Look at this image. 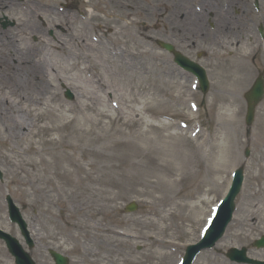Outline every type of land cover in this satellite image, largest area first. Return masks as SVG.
<instances>
[{
    "label": "rangeland",
    "instance_id": "rangeland-1",
    "mask_svg": "<svg viewBox=\"0 0 264 264\" xmlns=\"http://www.w3.org/2000/svg\"><path fill=\"white\" fill-rule=\"evenodd\" d=\"M35 1L41 6L56 11L59 8L58 5L72 11L70 14L74 16H69L70 19L61 24H58V21L61 20L60 12L57 11L59 18H55L50 14L45 16L46 32L51 29L54 36L66 39L68 43L66 46H71L68 39L73 35L77 36L80 29H82V25H85L87 29L85 31L88 32L89 30L91 37L98 36L100 42L108 48L115 47L126 54L134 51L146 54L140 59V62L146 69L154 70V98L160 101L163 100L169 108L167 111L159 113V122L168 123L171 121L174 124H179L188 122L190 117L192 119L198 117L202 133L204 135L212 134L217 127L218 120L211 111V103L213 102L215 106L218 105V102L233 103L235 110L238 112L241 127V137L238 144L235 145V153L239 161L230 167L224 186L217 193L210 196L208 204L200 207L199 211L191 212L194 206L199 207V200H202V198L197 200L195 198L198 196H192V198L189 197V208L181 214L173 211V213L175 212L173 217L164 218L169 208H164L155 201L156 195L152 193V187L157 179L147 178L149 177L147 173L135 180H125L119 177L118 170L108 169L109 182L118 193V197L114 200L112 199L114 194L111 190L107 189L105 194V191L97 184L95 185L85 179L81 180L79 177L83 174L71 177L66 180L67 183L64 182V179L57 180L51 177L49 183L43 177L40 168H32L26 162L32 159L35 162L38 161V158L32 155L33 150L48 147V140L57 138V134L29 136L26 143L18 146L10 141L6 134H3L1 124L4 123L0 122V171L3 175V183H0V230L13 236L26 249L18 228L16 225L11 224L7 217L4 198L6 194H9L14 199L13 201L19 208L23 219H25L31 239L34 241V248L30 255L36 264H53L47 253L48 250L66 256L69 258V264H156L161 254L164 256L161 264H177L187 245L194 244L199 240L201 230L205 227L214 207L219 199L225 195L230 185L232 172L237 168H242L244 179L240 193L235 199L233 219L214 248L211 251L202 252L194 264H215L218 262L234 264L225 258V252L230 248L240 247H245L248 250L249 257L263 259L264 261V249L257 250L252 247L253 241L264 236V228L250 230L247 228L241 229L237 225V220L241 217L239 208L246 178L251 172H255L258 164H260L259 148L261 146L257 145L254 134L257 132V121L264 112L263 98L262 102L257 105L252 125L245 126L246 102L243 95L252 86L253 79L258 74L261 73L264 76V50L239 48L238 52H233L231 48L228 51H222V55L217 57L216 64L207 71L208 77H210V88L206 94H202L198 88L194 87L193 78L188 74H185L182 79L176 76L172 79L167 77L163 68L166 58L161 59V55L154 52V21L139 18L140 12L136 9V6L142 3L141 0H107L113 3L112 8L107 7V10L106 0H70L72 2L68 0H30L33 3ZM82 6H85L84 8L88 11L83 12ZM80 10L82 13L76 14ZM86 12L91 15L89 21H87V18L90 15ZM119 21L125 25L127 23L135 24L134 30L137 34L135 45L129 42L127 38L112 35V28ZM17 38L21 41L22 46L31 45L32 41H30L27 32L18 35ZM60 40L47 39L46 41L50 42V46H46L43 43L44 40L41 41L40 39L38 49H42L41 51H44V53L53 54L57 59L55 68L59 72H63V67L64 65L67 66L68 62L63 57L62 51L59 50L58 43ZM115 42L119 44L116 46ZM6 45L8 46V44ZM74 47H77L76 43H74ZM74 50L76 49L74 48ZM242 55L247 57L246 60L240 62L245 63L244 65L249 69L250 75L245 78L246 81L243 85H239L237 74L231 68L238 64ZM129 82L126 80L124 83L126 91L130 88ZM112 84L114 83L112 82ZM116 86L119 89L122 88L119 84H116ZM53 87L66 106L74 103L75 94L70 88L60 82H55ZM183 89H185L189 101L195 104L196 108L192 109L194 113L191 110L181 111L175 106V101ZM66 91L71 92L72 100L69 101L65 98L63 94ZM107 95V98L110 97L111 99V95L109 93ZM178 112L181 114H178ZM173 130L169 132H178ZM95 131L100 134L98 130L95 129ZM125 133V136H116L115 138L123 140V142L136 144L133 137L128 132ZM5 138L6 140H4ZM29 144H34V149H29ZM87 147L93 152L102 154V158L81 157L80 154H77V164L81 165L85 171L88 172L89 165L87 164L92 162L97 163L94 164L97 167L102 164L118 163V160L113 158V151H107L103 144L94 143ZM26 149L29 150V155H15V153H20ZM246 149L249 150V157L244 156ZM108 154L112 158L104 159L103 156ZM123 163L126 164V161H123ZM202 166L198 168L200 174L195 179H192L183 187L176 186L169 189L166 193V199L176 204L181 203L183 198L188 197V195H195L196 189L199 190L198 183L203 173ZM128 169L130 172L133 171L130 168ZM251 184L256 186L257 183L252 182ZM131 202H135L139 207L134 213L127 214L124 212V207ZM94 207L95 210L91 209ZM97 210H100V212L97 215L98 217L94 218L92 212ZM151 222H157L158 230H161L151 232L144 228V225ZM169 224H172L173 227L168 228ZM95 228L107 229L109 233H97L94 230ZM162 228H164V231H162ZM153 233L158 234L157 239H163L170 245L160 249V251L153 250L148 239H137V237L144 235H154L156 237ZM153 251L157 253L149 258L148 256ZM0 264H14L13 258L8 254L1 241Z\"/></svg>",
    "mask_w": 264,
    "mask_h": 264
},
{
    "label": "bare ground",
    "instance_id": "bare-ground-1",
    "mask_svg": "<svg viewBox=\"0 0 264 264\" xmlns=\"http://www.w3.org/2000/svg\"><path fill=\"white\" fill-rule=\"evenodd\" d=\"M11 3H3L0 0V6L10 7ZM105 5L107 10V7L112 8L113 3L106 0ZM30 12L27 22H31L34 15L32 10ZM44 13L59 18L51 8L45 9ZM61 15L58 24L66 23V20L74 16L67 15L66 12ZM90 19L91 15L87 21ZM37 25L36 31L42 32ZM134 25L116 22L112 35L127 38L135 45L137 34ZM26 27L19 18L11 36L2 39L3 35L0 34V122L4 123L1 124L3 134L18 146L26 143L29 136L57 134V138L48 140V147L33 150L32 155L37 157L38 161L32 159L29 163L26 162L32 168H40L47 182L50 183L52 177L57 180L64 179L67 183L66 180L71 177L83 174L79 177L81 180L97 184L105 194L107 189L111 190L114 200L118 193L109 182L108 169L118 170L119 177L125 180H135L147 173V178L157 179L152 187V193L156 195L155 201L160 206L169 208L164 218H171L175 212L181 214L189 208V197L192 196H198L195 198L197 200L202 198L199 200L201 206H194L191 210L199 211L200 207L208 204L210 196L224 186L230 167L239 161L235 145L241 137V127L233 103L218 102L216 106L211 103V111L218 120L212 134L202 133L197 117L188 118L189 124L185 125L183 130L171 121L159 122V113L169 108L163 100L154 98V70L146 69L140 62L146 54L136 51L126 54L115 47L108 48L99 38L91 37L90 31L88 30L90 34L86 32V26L82 25L79 34L68 39L71 46H66V39H55H61L58 43L59 50L69 63L64 65L63 72H59L55 68L56 57L38 49L40 42L30 47L21 45L17 35L27 30ZM42 40L46 46H50V42L43 36ZM74 43L77 47H74ZM115 44L117 46L119 43ZM246 57L242 55L238 64L231 68L237 74L239 85H243L245 78L250 75L245 63L240 62L246 60ZM126 80L130 81L127 91L124 89ZM55 82H60L72 90L76 98L73 104L66 106L60 100L53 87ZM116 84L122 88L119 89ZM108 93L111 99L107 98ZM175 106L181 111H190L185 89L176 99ZM95 129L100 134H97ZM170 130L174 132H169ZM125 132L133 137L136 144L115 138L125 136ZM254 136L257 145L261 146L260 164L257 170L246 178L239 208L241 217L237 220L241 229L250 230L264 228V112L257 121V132ZM94 143L103 144L107 151H113V158H116L118 163L97 167L94 165L97 163L92 162L87 164L88 172L85 171L77 164V154L81 157L102 158V154L88 149L87 146ZM28 146L29 149H34V144ZM29 153L26 149L15 155L27 156ZM103 158L112 157L108 154ZM123 161H126V164ZM201 165L203 173L195 195H188L181 203L176 204L167 200V191L176 186L183 187L195 179L200 174L198 168ZM122 168L125 169L120 170ZM128 168L133 170L132 173ZM252 182H256V186H253ZM119 192L121 193L120 189ZM91 209L95 210V207ZM99 212L100 210L93 211L92 216L98 217ZM157 224L151 222L144 225V228L154 232L158 230ZM171 227L172 224H169L168 228ZM94 230L97 233H109L104 228ZM153 234L156 237L144 235L137 239H148L153 250L160 251L170 245L163 239H157V233ZM154 253L157 252L153 251L148 257L154 256ZM163 258L161 254L156 264H161Z\"/></svg>",
    "mask_w": 264,
    "mask_h": 264
},
{
    "label": "flooded vegetation",
    "instance_id": "flooded-vegetation-1",
    "mask_svg": "<svg viewBox=\"0 0 264 264\" xmlns=\"http://www.w3.org/2000/svg\"><path fill=\"white\" fill-rule=\"evenodd\" d=\"M154 8L157 51L163 42L185 56L207 57L226 46L264 41V0H154ZM13 12V5L0 6L1 35L16 26L7 16Z\"/></svg>",
    "mask_w": 264,
    "mask_h": 264
},
{
    "label": "water",
    "instance_id": "water-1",
    "mask_svg": "<svg viewBox=\"0 0 264 264\" xmlns=\"http://www.w3.org/2000/svg\"><path fill=\"white\" fill-rule=\"evenodd\" d=\"M185 65L191 71H193L194 73L199 75L201 89H202V91H206L207 83H206V80L203 78L204 75H203L202 70H200L197 67L191 68V66H192L191 63H188V64L185 63ZM67 94H68L67 95L68 98H70L71 94H69V93H67ZM262 95H263V81L261 78H259L255 82L250 93L246 95V99L248 101V111H247V116H246V123L247 124L251 123L252 118H253L254 106L260 101V99L262 98ZM240 175H241V172L238 173V179H237L236 186L232 189V191L230 192V194L226 198L227 200H225L224 204L220 207V209H219L220 214H219L217 220L215 221L213 227L210 229V231H208V233L204 237V240L201 243V245H199L197 247L188 248L187 254H186L185 259H184V264H190L193 257L195 256V254L201 248L209 247L210 245L212 246L213 243L221 236L223 229L226 226V224L228 223V221L230 220V216H231L232 211H233V199H234L235 195L238 193V189L240 187V179H241ZM135 209H136V206L134 204H131L126 208V211L131 212V211H134ZM10 217L14 223L18 224L22 235H24L25 237H28V234L26 232V225L22 221L23 219H21L17 210H15V208L12 205H10ZM0 238H2L6 242L10 253L16 257L18 264H32L30 259L28 258V256L22 252V250L18 246L16 240L10 238L6 234H3L2 232H0ZM254 246L262 249L264 247V237L261 238L260 240L256 241L254 243ZM50 255L55 260L56 264H65L66 263V260L64 258H62L61 256H59V255L57 256L53 252H50ZM228 256L231 258V260L246 262V263H250V264H259L258 262H252V261L245 259V252L244 251H241V253H240V252H236L234 250H231Z\"/></svg>",
    "mask_w": 264,
    "mask_h": 264
}]
</instances>
